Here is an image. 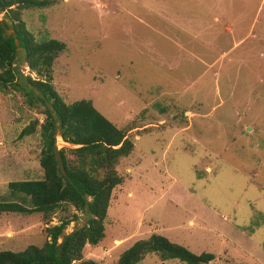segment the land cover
<instances>
[{"label":"rangeland","instance_id":"obj_1","mask_svg":"<svg viewBox=\"0 0 264 264\" xmlns=\"http://www.w3.org/2000/svg\"><path fill=\"white\" fill-rule=\"evenodd\" d=\"M49 2L19 17L36 41L64 43L51 65L53 89L65 103L90 100L133 143L114 165L121 182L103 238L82 256L114 264L154 232L213 253L207 264H264V0ZM0 20L9 23L3 12ZM22 55L18 47L15 68L36 77ZM24 99L0 90V202L27 206L7 187L42 178L43 106ZM32 120L33 132L19 137ZM55 146L74 147L57 134ZM73 213L70 205L49 218L0 212V250L41 245L43 228ZM76 214L62 234L84 222ZM136 264L185 263L146 253Z\"/></svg>","mask_w":264,"mask_h":264},{"label":"trees","instance_id":"obj_2","mask_svg":"<svg viewBox=\"0 0 264 264\" xmlns=\"http://www.w3.org/2000/svg\"><path fill=\"white\" fill-rule=\"evenodd\" d=\"M49 3V0H0V12L5 13L9 21L7 24L0 20V90L20 91L28 104L35 101L43 106L38 132L42 178L9 181L10 193L28 198L29 205L0 202V212L41 213L43 218H49L57 208L70 205L84 217V222L67 234L62 232L77 218L76 213L47 225L43 228L47 239L41 245L29 244L15 252L0 250V264H97L93 259L84 258L82 249L85 245L96 246L103 238V219L110 193L121 182L114 165L133 146L128 130L105 118L90 100L65 103L53 89L51 65L64 49V43L54 38L36 41L19 17L21 9ZM6 28L12 33H7ZM18 47L23 52L25 66L28 71H34L36 77L29 73L24 75L15 68ZM17 78L22 79L23 84ZM36 124L37 120H32L18 136L32 133ZM56 134L64 143L76 147L56 148ZM146 253L185 264H207L214 258L211 252L193 253L153 232L122 250L114 264H136Z\"/></svg>","mask_w":264,"mask_h":264},{"label":"water","instance_id":"obj_3","mask_svg":"<svg viewBox=\"0 0 264 264\" xmlns=\"http://www.w3.org/2000/svg\"><path fill=\"white\" fill-rule=\"evenodd\" d=\"M74 147H76V146H74Z\"/></svg>","mask_w":264,"mask_h":264}]
</instances>
